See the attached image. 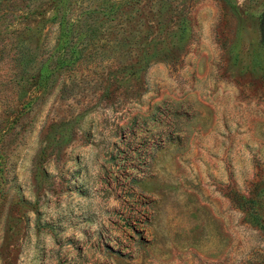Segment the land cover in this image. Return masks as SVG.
I'll return each instance as SVG.
<instances>
[{"label":"rangeland","instance_id":"obj_1","mask_svg":"<svg viewBox=\"0 0 264 264\" xmlns=\"http://www.w3.org/2000/svg\"><path fill=\"white\" fill-rule=\"evenodd\" d=\"M100 1L0 0V264H264V0Z\"/></svg>","mask_w":264,"mask_h":264},{"label":"trees","instance_id":"obj_2","mask_svg":"<svg viewBox=\"0 0 264 264\" xmlns=\"http://www.w3.org/2000/svg\"><path fill=\"white\" fill-rule=\"evenodd\" d=\"M60 1V0H55V4ZM139 0H121L119 2H117V7L118 9L125 5V4H130V3H136ZM110 2V1H109ZM175 2V6L174 7V17H172L170 19L171 23L173 24V27H168L167 24H162L161 21L159 19H156V24L155 25H147V29L145 34L142 36V40L147 39V37L149 36V34L153 33L156 35V38L158 40V38H162V39H167V37L174 35L175 33L179 36V37H184L187 31V22H186V14H187V8H188V0H174ZM107 3L108 0H101L99 2V9H104L107 8ZM154 3H156L154 1ZM86 5H88V2L86 3ZM110 7H115V4L110 3L109 4ZM91 9H88V7H84L81 8V14L84 13L83 19L85 20L86 24H87V18L86 15L87 13H91ZM123 12V11H122ZM157 12H159V9L157 10ZM55 15V14H54ZM54 15L51 17L52 19H54ZM151 16H156L155 12H150ZM55 20V19H54ZM154 21V20H153ZM58 22L61 23L62 25L64 23H66V21L59 20ZM60 24V25H61ZM153 24V22H152ZM90 25V23H89ZM168 27V29L166 28ZM258 31L260 34V38L264 39V11L259 15L258 18ZM90 38V37H87ZM87 38L85 39V41L87 40ZM154 40L153 44L156 46V44L158 45L159 43H161L160 41H157L155 39H151ZM145 45H143L141 48L144 51V53L146 55H148V48L150 47V43L149 41H145ZM84 46H86V42L83 43ZM161 50H164L161 48ZM62 60H65L62 58ZM62 62V61H61Z\"/></svg>","mask_w":264,"mask_h":264}]
</instances>
